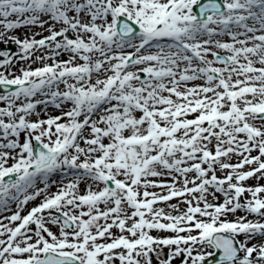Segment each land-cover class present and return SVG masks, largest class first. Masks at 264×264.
Instances as JSON below:
<instances>
[{
  "label": "snow or ice",
  "instance_id": "snow-or-ice-1",
  "mask_svg": "<svg viewBox=\"0 0 264 264\" xmlns=\"http://www.w3.org/2000/svg\"><path fill=\"white\" fill-rule=\"evenodd\" d=\"M0 45V264H264V0H0Z\"/></svg>",
  "mask_w": 264,
  "mask_h": 264
},
{
  "label": "rangeland",
  "instance_id": "rangeland-1",
  "mask_svg": "<svg viewBox=\"0 0 264 264\" xmlns=\"http://www.w3.org/2000/svg\"><path fill=\"white\" fill-rule=\"evenodd\" d=\"M18 32H19V34H27L28 32H29V29H27V28H22V29H20V30H18ZM31 32H41V29L40 28H38V27H34V28H32L31 29ZM44 35H47L48 33L47 32H44L43 33ZM71 35V34H70ZM39 36H37V39H39L38 38ZM0 47H3V45H0ZM62 56H64V57H67V59H68V55L67 54H65V55H62ZM52 61H48V63H51ZM37 66H39V64H32L31 65V67H33V68H35V67H37ZM20 67H22V65L21 64H17V68H20ZM61 87H63V85H61ZM0 106H3V105H0ZM36 111L38 112V113H40V117L39 118H41V119H47V116L48 115H54V116H56V115H58V114H60L61 112V110L60 109H57V108H55L54 106H52V105H49L48 107H47V109H46V112H47V115H45V108H44V106L43 105H40V106H38L37 107V109H36ZM37 117L36 116H33L31 119H33V120H35ZM24 138H25V136H24V134L22 133L21 134V137H20V140H21V142H23V140H24ZM255 154H257V153H253V155H255ZM240 158L239 157H233V159H232V163H236V162H238V160H239ZM217 175L218 176H222L223 175V173H220V172H217ZM57 179H59V178H56V177H53L52 176V180H54V181H56V184L59 182V180H57ZM86 183H88L87 181L86 182H84L83 184H82V188L80 189V191L81 192H83L84 190H85V184ZM257 183H258V181L255 179V178H253V179H250V180H248L247 182H246V184L247 185H250V186H255V185H257ZM259 183H261V184H264V180H262V181H259ZM40 187H43V184H40L39 185ZM54 186L55 185H52L51 187H50V189H49V191L50 192H56V191H53V188H54ZM150 191H157V192H159V191H161L160 189H150ZM248 193H245L244 194V197H242V201H243V199L245 198V197H248ZM217 196H219L220 197V202H222L223 201V197L219 194V193H217ZM43 199V197L41 196V197H38L37 198V200L36 201H31V202H29V204L27 205V206H25V208H24V211L22 212L23 214H26V212L31 208V207H33V206H35L36 204H38L41 200ZM211 197H209V200L211 201ZM178 201L177 200H172L170 203H177ZM160 207H165L166 208V211L168 210L167 209V207L165 206V205H163V204H161V205H159ZM180 207H181V209H183V208H185L186 207V205H184V204H181L180 205ZM243 215H245V213L244 212H242V211H237L235 214H229V216H228V219L229 220H233V219H235L236 217H239V216H243ZM51 230L53 231V232H56V233H58V228L56 227V226H51ZM113 231L114 232H116L117 234H119L118 233V230H116V229H113ZM152 235H154V236H169V235H172V233H170V232H157V231H153L152 232ZM243 237H241V239H242ZM253 243H256V241H253ZM168 250L167 249H165V252H167ZM174 264H180V261H179V259H177L176 261H174Z\"/></svg>",
  "mask_w": 264,
  "mask_h": 264
},
{
  "label": "bare ground",
  "instance_id": "bare-ground-1",
  "mask_svg": "<svg viewBox=\"0 0 264 264\" xmlns=\"http://www.w3.org/2000/svg\"><path fill=\"white\" fill-rule=\"evenodd\" d=\"M39 38V37H38ZM60 59L61 60H66L67 59V57H64V56H61L60 57ZM61 112V111H60ZM61 114V113H60ZM60 114H58V115H60ZM52 116V115H51ZM54 116V115H53ZM57 116V115H56ZM53 177H56V178H59V179H57V180H59V182L54 186V188H53V191H56L57 190V186L60 184V182H61V180L62 179H64V182H67V179H65L64 177H63V174L62 173H60V172H57V173H55V174H53ZM82 184L83 183H81V185H80V189L82 188ZM12 210L14 211L15 210V205L13 204L12 206ZM11 213L9 212V213H5V215H10ZM22 215H25V214H23V213H21ZM26 214H27V212H26ZM248 219H256V217L254 216V215H249L248 216ZM258 242V240H256V243Z\"/></svg>",
  "mask_w": 264,
  "mask_h": 264
},
{
  "label": "water",
  "instance_id": "water-1",
  "mask_svg": "<svg viewBox=\"0 0 264 264\" xmlns=\"http://www.w3.org/2000/svg\"><path fill=\"white\" fill-rule=\"evenodd\" d=\"M11 47L15 48V46H14V45H12ZM37 146H38V145H37Z\"/></svg>",
  "mask_w": 264,
  "mask_h": 264
}]
</instances>
